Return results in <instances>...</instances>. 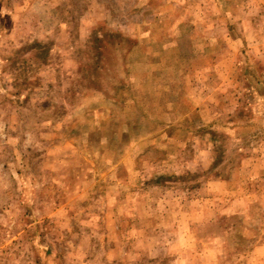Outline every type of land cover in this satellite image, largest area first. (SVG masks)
Listing matches in <instances>:
<instances>
[{"label":"rangeland","instance_id":"1","mask_svg":"<svg viewBox=\"0 0 264 264\" xmlns=\"http://www.w3.org/2000/svg\"><path fill=\"white\" fill-rule=\"evenodd\" d=\"M0 264H264V0H0Z\"/></svg>","mask_w":264,"mask_h":264}]
</instances>
